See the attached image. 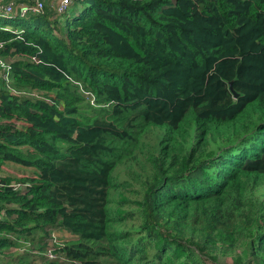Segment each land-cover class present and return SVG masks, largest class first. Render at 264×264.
<instances>
[{"label":"trees","instance_id":"obj_1","mask_svg":"<svg viewBox=\"0 0 264 264\" xmlns=\"http://www.w3.org/2000/svg\"><path fill=\"white\" fill-rule=\"evenodd\" d=\"M0 43V264H264V0H73Z\"/></svg>","mask_w":264,"mask_h":264},{"label":"rangeland","instance_id":"obj_2","mask_svg":"<svg viewBox=\"0 0 264 264\" xmlns=\"http://www.w3.org/2000/svg\"><path fill=\"white\" fill-rule=\"evenodd\" d=\"M53 1H50V3H47V5L51 7L50 4H52ZM12 25H9L7 28H11ZM138 168L134 165V171L137 170ZM133 171V170H132ZM117 174H119L120 177H126V179H131L132 178V175H129L128 171L127 172H123L121 170H117ZM125 195L128 197V196H131V192L130 190H127L125 192ZM124 210H132L134 209V206L133 205H124L122 207ZM137 221L139 222V220H135L134 223L137 224ZM130 225H132L133 223L130 221L129 223ZM55 237L58 241H62V242H65V241H68V240H71L72 238H75L74 236H72L71 234H69L68 232L66 231H58L55 233ZM62 247L63 248H66V245L65 243L62 244ZM195 248V247H193ZM243 250V245H242V242L240 244H238V246L233 249L232 251L228 252V253H225L224 251H215V254H216V259H213L211 257H208V256H205L203 255V253H199L200 256H201V263L203 264H233L234 261L236 262V259L238 258V255L241 254ZM199 251V250H198ZM9 252V251H7ZM16 255H21V254H24L25 251L24 249H18V250H15L13 251ZM38 254L37 251H34V254ZM187 255V254H185ZM49 258H55L56 257V254H53L52 252H48V255H47ZM187 257V256H185ZM35 259L32 260L33 264H38L40 263V259H38V256L34 257ZM9 257L5 258V260H8ZM183 259H186L184 258V255H183ZM2 260V259H1ZM234 260V261H233ZM5 261H2V264H4Z\"/></svg>","mask_w":264,"mask_h":264},{"label":"built area","instance_id":"obj_3","mask_svg":"<svg viewBox=\"0 0 264 264\" xmlns=\"http://www.w3.org/2000/svg\"><path fill=\"white\" fill-rule=\"evenodd\" d=\"M53 1L51 7L56 10L58 15L64 14L67 12L73 2V0H36L34 4L20 3L19 5L15 4L13 1L9 3H3L0 1V16L8 17L13 15H22L26 16L31 13H42L47 5ZM2 44L0 43V47ZM8 66L7 62L0 58V69H6ZM8 71L3 75V77L9 81Z\"/></svg>","mask_w":264,"mask_h":264},{"label":"water","instance_id":"obj_4","mask_svg":"<svg viewBox=\"0 0 264 264\" xmlns=\"http://www.w3.org/2000/svg\"><path fill=\"white\" fill-rule=\"evenodd\" d=\"M238 94L236 93V96H237Z\"/></svg>","mask_w":264,"mask_h":264}]
</instances>
